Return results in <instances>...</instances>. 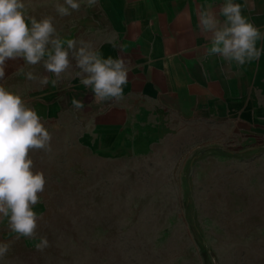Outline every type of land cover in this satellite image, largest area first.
<instances>
[{
	"label": "rangeland",
	"instance_id": "374dc122",
	"mask_svg": "<svg viewBox=\"0 0 264 264\" xmlns=\"http://www.w3.org/2000/svg\"><path fill=\"white\" fill-rule=\"evenodd\" d=\"M24 2L37 20L52 16L58 35L87 5L61 17L63 0ZM240 136L191 120L111 152L53 134L51 152H30L46 178L37 236L16 239L0 221L11 244L0 264H264V143Z\"/></svg>",
	"mask_w": 264,
	"mask_h": 264
},
{
	"label": "crops",
	"instance_id": "0c3cea01",
	"mask_svg": "<svg viewBox=\"0 0 264 264\" xmlns=\"http://www.w3.org/2000/svg\"><path fill=\"white\" fill-rule=\"evenodd\" d=\"M233 2L244 5L242 14L264 33V0ZM224 3L99 0L94 7L86 5L78 25L59 37L91 41L103 58L131 62L124 99L119 102H97L92 90L75 76V69L56 87L41 86L28 80L26 73L50 80L55 79L53 74L42 63L26 65L22 58L7 61L2 83L36 110L51 135L96 149L117 151L134 138L142 140L164 126L191 120L228 125L247 144L260 147L264 143V51L259 60L244 65L206 55L210 34L201 31L198 12L203 8L219 13ZM113 39L118 47L110 43ZM257 47L264 48V40ZM72 63L75 68V60ZM73 98L82 101L81 111L71 105Z\"/></svg>",
	"mask_w": 264,
	"mask_h": 264
},
{
	"label": "clouds",
	"instance_id": "9594fccd",
	"mask_svg": "<svg viewBox=\"0 0 264 264\" xmlns=\"http://www.w3.org/2000/svg\"><path fill=\"white\" fill-rule=\"evenodd\" d=\"M82 2L91 8L99 0H63L55 4V11L61 17L69 16L80 11ZM243 7L225 0L219 13L201 8L199 27L210 34L206 55H218L237 65L259 60L264 48H258L257 42L264 40V33L242 14ZM53 19L46 16L37 20L28 15L24 0H0V221L7 220L8 230L16 234V239L37 236L42 216L33 209L40 202L46 178L43 171L35 170L30 152H51L52 135L36 110L2 83L7 61L22 58L26 65L42 63L55 79L26 73L28 80L38 81L41 86L56 87L70 69H75L80 83L102 103L124 99L123 86L128 83L131 70L130 61L103 58L91 41L61 39ZM110 43L118 47L114 39ZM71 105L79 111L84 108L82 101L75 98ZM49 246L48 238L41 236L35 248L43 252ZM10 247V243L0 241V259L7 256Z\"/></svg>",
	"mask_w": 264,
	"mask_h": 264
},
{
	"label": "trees",
	"instance_id": "16d2710c",
	"mask_svg": "<svg viewBox=\"0 0 264 264\" xmlns=\"http://www.w3.org/2000/svg\"><path fill=\"white\" fill-rule=\"evenodd\" d=\"M202 255H203L204 259L207 260L208 253H207V250L206 249H203L202 250Z\"/></svg>",
	"mask_w": 264,
	"mask_h": 264
}]
</instances>
